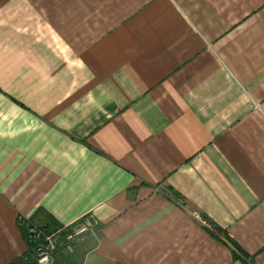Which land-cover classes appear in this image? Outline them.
Segmentation results:
<instances>
[{"label":"crops","instance_id":"crops-1","mask_svg":"<svg viewBox=\"0 0 264 264\" xmlns=\"http://www.w3.org/2000/svg\"><path fill=\"white\" fill-rule=\"evenodd\" d=\"M86 215L81 264H264V0H0V264Z\"/></svg>","mask_w":264,"mask_h":264},{"label":"built area","instance_id":"built-area-1","mask_svg":"<svg viewBox=\"0 0 264 264\" xmlns=\"http://www.w3.org/2000/svg\"><path fill=\"white\" fill-rule=\"evenodd\" d=\"M202 224L206 226V223ZM96 226L97 222L91 215L58 228L45 229L25 223L26 238L31 246L30 256L34 264H52L57 256L71 255L80 243L88 239L95 240Z\"/></svg>","mask_w":264,"mask_h":264},{"label":"trees","instance_id":"trees-1","mask_svg":"<svg viewBox=\"0 0 264 264\" xmlns=\"http://www.w3.org/2000/svg\"><path fill=\"white\" fill-rule=\"evenodd\" d=\"M97 227L95 228V232L97 231ZM94 244L93 239H88L79 245H77L74 249V252L71 255L67 256H57V261L60 264H81L84 256L92 250V246Z\"/></svg>","mask_w":264,"mask_h":264}]
</instances>
